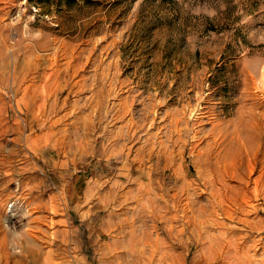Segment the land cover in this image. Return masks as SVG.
<instances>
[{"label":"rangeland","instance_id":"obj_1","mask_svg":"<svg viewBox=\"0 0 264 264\" xmlns=\"http://www.w3.org/2000/svg\"><path fill=\"white\" fill-rule=\"evenodd\" d=\"M6 24L0 264H264V0H0Z\"/></svg>","mask_w":264,"mask_h":264},{"label":"bare ground","instance_id":"obj_2","mask_svg":"<svg viewBox=\"0 0 264 264\" xmlns=\"http://www.w3.org/2000/svg\"><path fill=\"white\" fill-rule=\"evenodd\" d=\"M0 27H1V29H0V33H1V30L3 31L5 28H7V24L6 25H4V26H1L0 25ZM4 34H5V32H4ZM1 37V36H0ZM8 38V37H7ZM6 38H5V36H4V38L2 39V37L0 38V47H4V45L6 46V44L5 43H7L6 41ZM3 44V45H2ZM4 48H0V61H2V63H0V77L3 75L2 74V71L5 73V71H7V63H8V60H6V52L3 50ZM7 50H8V47H7ZM19 55V54H18ZM15 58V57H14ZM10 60V59H9ZM12 62V61H11ZM10 62V63H11ZM12 65H13V63H12ZM19 65V64H18ZM22 65L24 66V63L22 62ZM14 68L15 67H17V62H16V60H15V62H14ZM13 66H12V68H13ZM19 66H21V65H19ZM11 68V67H10ZM11 68V69H12ZM25 68V67H24ZM17 68H15V69H13L12 71L13 72H11V73H14V71L16 70ZM20 70V69H19ZM9 71H11V70H9ZM21 71V70H20ZM9 73V72H8ZM17 73V72H16ZM15 73V74H16ZM21 73V72H20ZM15 74H14V77H16L15 76ZM19 74V73H18ZM6 75V74H5ZM11 75V74H10ZM13 75V74H12ZM17 75V74H16ZM26 73L25 72H23V74L21 73V76L18 78V76H17V78L18 79H20V81H19V84H18V88L19 87H22L23 85H25V83H26V80H27V78H26ZM8 77V76H7ZM6 77V78H7ZM10 78V77H9ZM17 78H15V79H17ZM8 79V78H7ZM6 79V80H7ZM14 79V80H15ZM11 80H13V79H11ZM13 82V81H12ZM15 82H16V80H15ZM15 82H14V84H15ZM0 83H1V80H0ZM11 83H9V85H10ZM27 84V83H26ZM12 86V85H11ZM0 87H1V85H0ZM4 88V87H3ZM13 89V88H12ZM17 91H18V89H17ZM16 91V92H17ZM27 93V92H26ZM0 97H2V96H0ZM1 99V98H0ZM1 101H2V103H5L2 99H1ZM0 101V102H1ZM1 105V104H0ZM5 105V104H4ZM1 112V111H0ZM2 118V117H1ZM243 118V117H242ZM253 119H256V118H253ZM259 120V119H258ZM244 122V123H243ZM245 122H247V120H245V119H240V125L243 127L242 129H245L246 127H245V124H247V123H245ZM251 122H252V120H251ZM237 123V122H236ZM250 124H252V123H250ZM238 129V128H237ZM241 129V133H242V130ZM246 130H244L243 132H245ZM246 134H244V135H246L247 136V139H246V137H245V139L246 140H244V143L246 142V147H248V149H249V152H250V154H252L255 158H257L260 154V156H263L264 157V129H262L261 127H259V126H257V127H253V128H249L246 132H245ZM243 136V135H242ZM226 146V145H225ZM228 146V145H227ZM233 146V145H232ZM230 147V146H229ZM231 148V147H230ZM229 148V150L231 151V149ZM227 149V148H226ZM225 150V149H224ZM228 150V149H227ZM229 151V152H230ZM222 153V152H221ZM220 153V154H221ZM227 153H228V151H227ZM242 153V152H241ZM219 154V155H220ZM224 154V153H223ZM226 155H228V154H226ZM228 156H231V155H228ZM228 156H225V158H226V160H227V162L229 161V157ZM251 156V155H250ZM228 157V158H227ZM232 157V156H231ZM230 157V158H231ZM249 157V156H248ZM252 157V156H251ZM224 158V159H225ZM253 158V157H252ZM252 158H250V159H252ZM223 159V161H226V160H224ZM234 160H235V158H233ZM240 159V158H239ZM250 159H248L249 161H250ZM254 160H256V159H254ZM231 161H233L232 160V158L230 159V162ZM241 161H243V160H241ZM240 161V162H241ZM229 162V163H230ZM236 162V161H235ZM244 162V161H243ZM248 162V161H247ZM234 162H232V164H233ZM238 163V162H237ZM237 163H236V165H237ZM225 164V163H224ZM226 164H228V163H226ZM225 164V165H226ZM229 166H230V164H228ZM228 165H227V167H228ZM233 165H235V164H233ZM236 165H235V167H236ZM223 166V165H222ZM237 166H242L241 165V163H240V165H237ZM244 166V165H243ZM249 166H250V163H249ZM249 168V167H248ZM239 169H242V168H239ZM195 207V206H194ZM200 210V209H199ZM198 211V210H197ZM201 211V210H200ZM195 212V214H196V210L194 211ZM201 213H202V211H201ZM233 236V235H232ZM235 236V235H234ZM202 238V237H201ZM210 238V237H209ZM213 240V239H212ZM197 241H198V239H197ZM196 241V242H197ZM200 241V240H199ZM230 244H232V243H230V242H228V245H230ZM3 245V244H2ZM227 245V246H228ZM229 247V246H228ZM227 247V248H228ZM229 249V248H228ZM227 250V249H226ZM226 260V259H225ZM222 264V263H221Z\"/></svg>","mask_w":264,"mask_h":264}]
</instances>
